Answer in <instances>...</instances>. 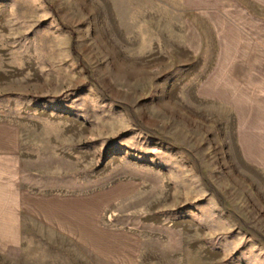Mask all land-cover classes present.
I'll list each match as a JSON object with an SVG mask.
<instances>
[{"label":"rangeland","instance_id":"rangeland-1","mask_svg":"<svg viewBox=\"0 0 264 264\" xmlns=\"http://www.w3.org/2000/svg\"><path fill=\"white\" fill-rule=\"evenodd\" d=\"M0 118L80 143L78 190L142 180L113 209L139 264H264V0H0ZM19 218L0 264H110Z\"/></svg>","mask_w":264,"mask_h":264},{"label":"crops","instance_id":"crops-1","mask_svg":"<svg viewBox=\"0 0 264 264\" xmlns=\"http://www.w3.org/2000/svg\"><path fill=\"white\" fill-rule=\"evenodd\" d=\"M25 142L18 120L0 118V211L18 212L37 224L39 233L37 226L14 219L43 242L73 244L110 264H139L142 237L116 223L120 215L113 209L138 192L142 180L118 176L78 190L80 181L106 174L98 173L95 158L83 155L80 143Z\"/></svg>","mask_w":264,"mask_h":264}]
</instances>
